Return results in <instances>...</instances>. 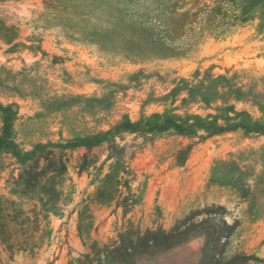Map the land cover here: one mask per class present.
Returning <instances> with one entry per match:
<instances>
[{"label": "rangeland", "instance_id": "obj_1", "mask_svg": "<svg viewBox=\"0 0 264 264\" xmlns=\"http://www.w3.org/2000/svg\"><path fill=\"white\" fill-rule=\"evenodd\" d=\"M197 70L235 75L264 99V0H0V102L17 112L23 151L179 107L163 96ZM236 108L264 119L252 102ZM116 140L137 200L127 208L96 199L112 164L108 143L67 149V171L43 176L21 177L24 166L0 153V264H229L237 254L264 264V189L246 197L211 180L218 160L237 157L252 185L264 181V135ZM176 226L180 242L134 248L137 233ZM208 244L212 263L203 261Z\"/></svg>", "mask_w": 264, "mask_h": 264}, {"label": "trees", "instance_id": "obj_2", "mask_svg": "<svg viewBox=\"0 0 264 264\" xmlns=\"http://www.w3.org/2000/svg\"><path fill=\"white\" fill-rule=\"evenodd\" d=\"M235 75L215 74L200 70L194 73L192 79L182 77L175 82L172 89L163 96L165 100H171L172 104L180 100L179 107L187 108L198 104L207 110V113L178 112V106L166 108L163 112H155L150 115H142L136 120L124 118L110 129L102 130L95 134L76 136L67 142H39L32 150L23 151L16 142L14 120L17 112L11 104L0 102V114L3 119V127L0 133V153L8 152L24 166L23 175H31L36 172L43 176L49 173L63 174L68 165L64 152L67 149L86 147L89 150L94 146L108 143V156L106 160H112L110 172L101 180L96 192V199L103 202H112L117 199L118 206H133L137 200L132 192L130 179L123 175H130V168L126 160V146L120 145L116 138L125 132L134 133L146 139L164 134L188 137L190 139L205 140L215 135L228 132L241 131L244 135H264V119L254 117L248 110L237 109L239 101L252 102L264 111V99L262 94L246 90L245 85L236 79ZM194 142L180 148L176 153L177 164H183ZM89 165H82L81 169H88ZM250 174L247 168L237 157L218 160L212 168V181L225 183L237 187L244 196L249 197L253 191H263L264 181L257 178L254 185L249 181ZM121 186H125L128 194L124 195ZM181 231L176 228L171 231L148 230L145 234L137 233L134 237V248L141 241L148 249L168 248L182 240ZM204 262L212 263L215 255H209L214 246L206 245ZM242 259L241 261H238ZM252 260L250 255L237 254L231 257L229 264H244Z\"/></svg>", "mask_w": 264, "mask_h": 264}]
</instances>
